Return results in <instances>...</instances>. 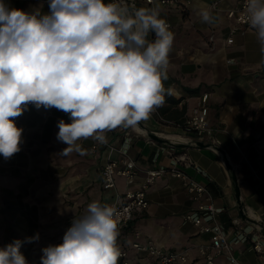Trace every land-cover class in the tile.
<instances>
[{
    "label": "crops",
    "instance_id": "obj_1",
    "mask_svg": "<svg viewBox=\"0 0 264 264\" xmlns=\"http://www.w3.org/2000/svg\"><path fill=\"white\" fill-rule=\"evenodd\" d=\"M49 3L5 0L10 8L26 12L41 8L43 14L50 13ZM238 3L135 0V8H158L174 33L168 78L164 81L171 94L165 95L157 113L141 121L139 127L185 145L172 146L137 128L118 127L104 133L115 150L110 151L106 144L94 147V139L89 137L77 141L79 151L62 155L68 146L57 139V124L60 120L70 123L68 114L54 107L29 104L21 116L14 118L23 132L21 150L8 159L0 155V249L14 240L25 241L20 252L28 264H41L42 249L63 243L73 220L84 215L91 202L114 206L123 193L140 186L146 170L169 168L173 156L181 153L190 163L179 164V168L206 187V196L220 208L217 218L223 228L232 236L236 232H246L249 238L262 234L243 218L241 210L264 224V52L250 28L227 16L228 9ZM205 6L214 17L212 23L200 18V9ZM229 37H233L231 43L226 41ZM148 39H155L154 34L150 33ZM204 92L209 93L207 119L211 132L196 136L185 132L180 124L198 106ZM198 141L216 144L221 152L195 145ZM120 149H126L136 161L138 172L130 181L115 174V186L106 188L102 168L109 158L119 159L123 166ZM147 197L148 207L136 209L129 224L119 229L118 246L131 264L154 263L153 257L133 247L136 240L150 241L165 251L189 248L184 264H206L199 246L209 243L210 232H201L184 221L183 215L197 202L182 180L165 172L148 186ZM235 220H239L238 225ZM135 232H139L138 237ZM36 234L38 240L26 242ZM233 248L241 264H264V252L255 251L250 239L235 243ZM211 253L213 264H234L226 254Z\"/></svg>",
    "mask_w": 264,
    "mask_h": 264
},
{
    "label": "clouds",
    "instance_id": "obj_2",
    "mask_svg": "<svg viewBox=\"0 0 264 264\" xmlns=\"http://www.w3.org/2000/svg\"><path fill=\"white\" fill-rule=\"evenodd\" d=\"M50 13L10 8L0 0V155L21 148L14 118L29 104L69 115L57 139L79 151L77 141L123 127L135 129L165 102L174 33L158 8L129 7L123 0H50ZM244 14L264 52V0H246ZM200 18L212 23L208 7ZM154 34L155 39L149 40ZM116 209L91 202L72 222L63 243L42 249L41 264H118ZM39 234L26 238L38 240ZM25 241L0 249V264H28Z\"/></svg>",
    "mask_w": 264,
    "mask_h": 264
},
{
    "label": "built area",
    "instance_id": "obj_3",
    "mask_svg": "<svg viewBox=\"0 0 264 264\" xmlns=\"http://www.w3.org/2000/svg\"><path fill=\"white\" fill-rule=\"evenodd\" d=\"M153 1L154 0H146V2L148 3H152ZM160 1L164 4H175L182 1L190 3V0ZM123 2L126 3L129 7L135 8L136 6L135 0H123ZM245 3L246 0H239L238 5L228 9L227 16L234 19L238 25L249 28L244 14ZM234 29H237V27H235ZM209 40H214L213 34H210ZM226 41L227 43H231L233 41V37L227 38ZM208 97V92L202 93L198 106L194 108L192 110V113L188 117H186L180 124L181 128L185 132L196 134V136H201L203 135V133L211 132V129L208 127L207 119L209 109L207 105ZM153 113H157V109H155ZM94 142V147H96L98 144H106L109 147L110 151L115 150V147H113L106 140L101 143L94 139ZM120 151L124 155L123 166L119 164V159L109 158L102 168V182L106 188H112L115 186V174H121L130 181L138 172L136 161L128 154L127 150L120 149ZM189 163L190 162L187 155L185 153H181L173 156V162L169 168L161 166L158 168H150L146 170L145 177L140 186L135 190H129L123 193L120 196V201L112 206L116 209L117 212L116 219L118 221L119 229L129 224L132 218V214L136 209H146L148 207V186L163 173L170 172L173 176L178 177L182 180L184 187L191 195V198L197 202V205L193 210L183 215L184 221L196 225L201 232H210L209 243L199 246L200 253L204 256L206 264H213V254L211 253L212 251L217 254H226L228 260L231 263L241 264L234 255L233 246L237 242H245L248 239L251 240V246L255 251L260 253L264 252V238H262V234L254 238H249L246 232H236L232 236L223 228L217 218L220 208L214 204L210 197L206 196V187L178 166L179 164L189 165ZM238 223L239 220L234 221L235 225H238ZM135 236L138 237L139 232H135ZM133 247L138 252L145 253L153 257V264H184L189 257V248L165 251L150 241L141 243L136 240L133 242ZM120 251L121 256L118 260V264H131L126 256V252L122 248H120Z\"/></svg>",
    "mask_w": 264,
    "mask_h": 264
},
{
    "label": "water",
    "instance_id": "obj_4",
    "mask_svg": "<svg viewBox=\"0 0 264 264\" xmlns=\"http://www.w3.org/2000/svg\"><path fill=\"white\" fill-rule=\"evenodd\" d=\"M146 133L148 134V136H150L151 138H153L154 140H158V141H161V142H165V143H168L172 146H178V145H185V144H180L176 141H172V140H169V139H165V138H161L159 136H157L156 134L152 133V132H147L146 130ZM195 145H199V146H203V145H207L211 148H214L216 150H218L219 152L220 149L218 148V146L216 144H213V143H209V144H204L203 142H195L194 143ZM241 213H242V216L245 220H247L249 223H251L256 229H258L262 234H264V224H260L259 222H257L255 219L249 217V216H246L245 213L241 210Z\"/></svg>",
    "mask_w": 264,
    "mask_h": 264
},
{
    "label": "bare ground",
    "instance_id": "obj_5",
    "mask_svg": "<svg viewBox=\"0 0 264 264\" xmlns=\"http://www.w3.org/2000/svg\"><path fill=\"white\" fill-rule=\"evenodd\" d=\"M137 129L139 130V131H141L142 133H146V130L144 129V128H141V127H137ZM161 135V134H160ZM166 137H168V138H171V139H174L175 138V136H173V135H165ZM176 138H180V137H178V135H177V137Z\"/></svg>",
    "mask_w": 264,
    "mask_h": 264
}]
</instances>
